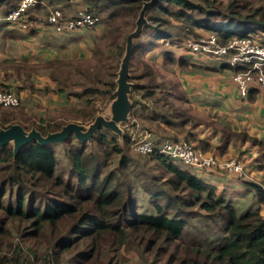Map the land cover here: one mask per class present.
<instances>
[{
  "label": "trees",
  "instance_id": "1",
  "mask_svg": "<svg viewBox=\"0 0 264 264\" xmlns=\"http://www.w3.org/2000/svg\"><path fill=\"white\" fill-rule=\"evenodd\" d=\"M16 1L0 0V4L4 6L1 9L2 15L15 8L19 0ZM149 1L151 0H86V3L89 11L104 7L108 11L106 19L112 21V29L119 30L129 24L134 30L143 4ZM261 1L263 5L260 8H249L251 12L246 13L242 9L247 6L229 2L227 14L224 15L219 10L211 11L191 0H153L145 11L146 21L140 34L132 40L127 77V116L129 111L132 116L135 105L140 107L136 99V96H140L153 100L155 106L151 110L146 108L145 111L159 114L160 120L167 125L173 124L171 118H180V114L172 113L175 107L169 100L178 97V86L168 85L163 75L157 76L154 63L148 64L144 57L159 40L169 42V45L174 44L172 32L165 26L170 19L188 23L192 28L210 30L209 33H214L224 44L233 37H245L248 33L259 31L264 34V0ZM191 11L197 12L201 17L192 16ZM163 15H168V18ZM220 16L222 20L214 24L212 17ZM117 19L121 21L118 24ZM108 34L111 33L105 29L103 36ZM135 39L137 42H134ZM125 46V40L119 41L116 36H112L105 48L98 46L94 49L93 58L88 63L56 60L47 65L52 68V77L58 80L60 92L66 91L67 73H72L62 69L69 67L72 74L87 79L89 84H81V92L73 95L67 92L68 96L73 100L74 97H85L84 102L91 104L87 95L103 93L109 95L111 110ZM164 54L172 64L197 68L196 64L184 58L174 60L173 54L168 50ZM134 68L138 70L136 73H132ZM219 68H227L233 72L226 63H221ZM206 69L215 70L211 67ZM99 85L104 87L101 89ZM164 91L165 95L155 96L156 92ZM166 98L167 101L161 106L160 101ZM163 109L169 112L168 116L161 114L164 113ZM20 111L21 116L12 110L2 112L0 129L19 124L25 131L35 129L45 136L59 131L69 123L68 120L62 122L55 114L36 117L26 115L21 109ZM72 122L81 124L76 120ZM124 123L126 122L118 125L121 131L119 134L99 127L90 140L84 142L70 135L63 142L54 144L45 145L32 140L17 151H14L13 142L0 146V238L5 239L0 245V264H69L71 261L75 264H112L115 253L131 240L138 248L143 245V248L138 249L142 254L151 250L160 254L166 247L167 264H264V185L246 183L255 191L251 205L253 207L241 211L232 201L217 195L213 185L195 177L188 169L157 153L146 154L159 162L163 172L168 175L166 183L169 188L190 196L182 200L174 196L170 204L178 207L198 205L211 213V220L221 233L216 239L214 235L207 234L201 241L180 245L178 242L185 226L181 215H172L159 204H155L154 212L138 213L129 196L132 183H120L112 171L105 173L101 169V162L89 147L91 142H95L103 146L105 155H108V149L120 153V164L125 165L128 160L123 149L131 144L132 135L127 130L122 131L121 125ZM222 130L226 140L239 138L259 146L264 145L262 141L245 133L233 132L228 127ZM59 145H64V155L69 165V170L64 175L57 172L55 147ZM22 225L24 228L27 225V229H22ZM14 227L18 231L20 229L24 238H45L47 246L43 255L38 256L37 251L30 248L24 253L20 244L5 243L11 237V229ZM66 254L69 259L63 260L62 257Z\"/></svg>",
  "mask_w": 264,
  "mask_h": 264
},
{
  "label": "crops",
  "instance_id": "2",
  "mask_svg": "<svg viewBox=\"0 0 264 264\" xmlns=\"http://www.w3.org/2000/svg\"><path fill=\"white\" fill-rule=\"evenodd\" d=\"M42 1L43 4L29 11L32 19L29 28L0 19V88L17 94L21 100L18 108L36 117L53 115L54 110L64 108L73 100L66 91L58 90V80L52 77V68L47 63L56 60L88 63L93 58L96 36L100 33V26L63 34L44 33L37 23L41 17L36 11L57 7L72 16L88 4L86 0ZM3 7L0 4V15ZM166 50L173 54L174 60L184 58L197 68L168 62ZM144 57L154 63L157 76L163 75L168 85L178 86L175 100L181 102L183 115L179 119L171 118L173 124L167 125L159 114L145 111L155 106L153 100L136 96L140 107L135 105L132 116L129 111L126 123L121 125L122 131L127 130L132 135L147 130L157 138L183 137L218 158L241 159L246 172L242 179L214 168L188 169L195 177L213 185L219 196L245 195L250 189L247 182L264 185V145L239 138L226 140L222 130L228 127L264 143V94L251 88L247 98H241L231 70L204 61L203 56L190 55L169 42L157 41ZM165 101L167 98L161 100L160 105ZM162 112L165 116L169 114L165 109Z\"/></svg>",
  "mask_w": 264,
  "mask_h": 264
},
{
  "label": "rangeland",
  "instance_id": "3",
  "mask_svg": "<svg viewBox=\"0 0 264 264\" xmlns=\"http://www.w3.org/2000/svg\"><path fill=\"white\" fill-rule=\"evenodd\" d=\"M196 4H200L208 8L209 10H219L222 14H227V5L229 2H236L239 6H247L246 9H242L243 13L251 12L249 8L256 9L260 8L263 5V2L261 0H191ZM209 2V3H208ZM173 10H175L174 6H171ZM88 8L83 7L81 9ZM95 11V13L100 17V20L96 26H100V33L96 36L95 41V48L98 46H101V48H105V44L111 40L112 36H116V39L119 41H126L127 35L133 31V28L129 24L126 25V27H123L119 30L112 29V26L110 25L112 21H109L106 19L107 10L105 8L101 7L98 8V10H92ZM47 10H38L36 11L37 15L41 18L46 14ZM190 14L196 18H200L201 15H199L195 11H191ZM165 18H168L163 15ZM212 20H214V24H217V21L222 20V16L220 17H212ZM121 21L119 19L116 20V23H120ZM94 26V27H96ZM170 32H172L171 37L173 39V42L176 46L179 48L182 47V43L188 40H195L200 36H207L210 30L207 31H201L198 28H192L190 24L188 23H181L180 21L170 19L168 24L165 25ZM107 27V28H106ZM111 33L107 36L104 35V31ZM45 33V32H44ZM106 34V33H105ZM143 38V37H142ZM134 42H137L136 39ZM153 47V46H152ZM151 47V48H152ZM136 53V52H135ZM135 55V54H134ZM192 55V54H190ZM194 61H196L194 58H192ZM204 61L209 62H215L217 64H221L220 61L205 58ZM136 63V59L134 61ZM203 62V61H202ZM149 64L150 61H147ZM135 64H133L134 66ZM136 68L132 69V73H136L138 70H135ZM63 71L67 72L70 71L73 73V71L69 67H64L62 69ZM104 71V70H103ZM70 73H67V82H65L67 87L65 88L66 92H69L70 94L79 93L82 90L81 84L88 85L87 79L81 78L79 75H74ZM131 74V72H129ZM233 74V72H232ZM109 79V78H107ZM99 87L102 89L104 86ZM135 93H137L135 91ZM164 93L156 92L155 96L159 97L161 95H165ZM88 98L91 99V104H86L84 102L85 97H74V100L72 103L68 104L63 110H54L56 112L53 113V115H58L63 121L68 120L69 122H72V120L80 121L81 125L86 129L91 123H93L96 116L101 115L106 119H109L112 116V111L110 110L109 104V95H105L103 93H96V94H89L87 95ZM170 102H173V106L175 107V110L172 111L173 114H180V118H182L183 111L181 109V102H178L175 100V98H170ZM114 101V100H113ZM112 101V102H113ZM180 103V105H179ZM20 106V105H19ZM12 110V112H15L18 116H21V111L18 108L15 109H6V108H0V114L5 111ZM127 118V116H126ZM144 130H140L139 132H142ZM115 132V131H114ZM121 131H116L117 134H119ZM138 132V133H139ZM119 136V135H118ZM155 137V136H154ZM89 147L92 148V151L95 153V156L99 159V162H101V169L104 170L105 173H109L110 171L113 172L118 177V181L120 183H132V185L129 187L131 190L129 193V196L131 198L132 203L134 204V207L138 213H151L154 212V206L155 204L161 205V207L169 212L170 214H178L181 215V217L185 220V226H184V232L182 235V238H180L178 244H187L189 242L194 241H201L205 235L210 234L214 235L215 239L219 238L221 236V233L218 232L217 229L218 226L214 225V221L211 220V213L208 211H205L198 207V205L194 206H185V207H178L176 204H170L171 201H173L174 196L176 198L182 200V199H188L190 196L187 193H180V191H176L172 188L168 187V184L166 183L168 175H166L163 172V169L159 162L150 159V156H147L145 154H141L137 151H135L131 144L127 147H124L123 154L125 158L128 160L125 165L120 164V153H114L112 150L108 149V155H105L103 146L97 145L95 142H91ZM103 150V151H102ZM56 151V158H57V172L61 175H64L69 170V165L67 158L64 155V145H59L55 147ZM66 178V176H64ZM117 181V182H118ZM137 184V185H136ZM252 188L247 190V193L245 195H241L240 197L232 198V197H225V199L232 201L234 205L241 211L248 207H253L252 205V198H253V191L250 192ZM124 191L125 187H124ZM251 194H250V193ZM126 198V196H125ZM168 198V199H167ZM11 199V198H10ZM3 199L2 201H5ZM178 207V209H176ZM263 212V210H262ZM16 226V224H15ZM22 229H27L23 227ZM4 238H0V245L2 242H4ZM9 242H12V244H20L21 247L25 251L28 250V248L36 250L38 256H42L45 249H46V243L47 240L45 238L43 239H27L22 236L17 228L11 229V237L5 242L9 244ZM143 248V245H140L138 248L137 245H135L134 241H130V243L123 246L118 252L115 253V258L113 260L112 264H167L168 259V252L165 250L166 247L163 248V252L160 254H155L153 250L151 251H144L143 254L138 250L140 248ZM112 254V253H110ZM9 255V254H8ZM63 260H68L69 255H63ZM69 264H75L74 261H71Z\"/></svg>",
  "mask_w": 264,
  "mask_h": 264
},
{
  "label": "built area",
  "instance_id": "4",
  "mask_svg": "<svg viewBox=\"0 0 264 264\" xmlns=\"http://www.w3.org/2000/svg\"><path fill=\"white\" fill-rule=\"evenodd\" d=\"M39 4H43V1L19 0L17 6L9 13L0 15V19L11 24L19 22L22 28H29L32 25L29 11ZM99 20L100 17L87 8L79 9L74 15L67 16L60 8L49 7L37 23L43 32L63 34L93 28ZM206 35L183 42L182 50L230 66L233 70L232 78L241 98H247L251 88H257L264 94V34L259 31L252 32L245 37H233L224 44L214 33ZM20 104L21 100L17 94L0 88V108L18 107ZM131 146L141 154L162 155L184 169L214 168L227 174L232 173L239 179L246 176L241 159L218 158L195 147L191 141L183 137L161 139L144 130L132 134Z\"/></svg>",
  "mask_w": 264,
  "mask_h": 264
},
{
  "label": "water",
  "instance_id": "5",
  "mask_svg": "<svg viewBox=\"0 0 264 264\" xmlns=\"http://www.w3.org/2000/svg\"><path fill=\"white\" fill-rule=\"evenodd\" d=\"M153 0L143 4L135 22V29L127 35L125 54L122 58L117 76V88L115 91V99L111 105L112 116L109 119L101 115L95 117L86 129L76 122H69L62 126L59 131L48 133L43 136L35 129L25 131L19 124H12L8 128L0 129V146L8 142H13L14 151H17L22 145L29 143L32 140L40 144L61 143L70 135L80 142L90 140L93 133L99 128L104 127L112 131H120L119 124L126 120L129 110L128 92L129 83L127 81L128 68L132 52V40L137 37L145 23V11L151 5Z\"/></svg>",
  "mask_w": 264,
  "mask_h": 264
}]
</instances>
